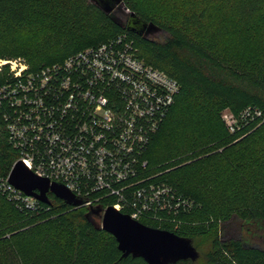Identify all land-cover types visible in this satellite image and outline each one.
<instances>
[{
  "label": "trees",
  "instance_id": "trees-1",
  "mask_svg": "<svg viewBox=\"0 0 264 264\" xmlns=\"http://www.w3.org/2000/svg\"><path fill=\"white\" fill-rule=\"evenodd\" d=\"M120 1L161 38L122 28L91 0H0V58L23 57L35 70L118 34L132 37L139 58L180 85L145 153L148 174L196 204L177 228L150 225L189 239L198 253L169 264H264V120L227 140L210 113L250 105L264 114V0ZM214 12L238 27L236 48L210 28L219 27ZM15 159L0 113V176ZM48 200L24 213L0 196V264H147L87 221L89 208L52 193Z\"/></svg>",
  "mask_w": 264,
  "mask_h": 264
},
{
  "label": "built area",
  "instance_id": "built-area-1",
  "mask_svg": "<svg viewBox=\"0 0 264 264\" xmlns=\"http://www.w3.org/2000/svg\"><path fill=\"white\" fill-rule=\"evenodd\" d=\"M179 92L177 80L139 58L126 33L35 70L23 57L0 59V113L16 152L12 165L20 161L62 184L81 206H111L145 225L177 228L196 204L148 174L145 153ZM220 119L235 134L258 126L264 114L249 105L224 108ZM0 196L24 213L40 209L8 174L0 176Z\"/></svg>",
  "mask_w": 264,
  "mask_h": 264
},
{
  "label": "water",
  "instance_id": "water-1",
  "mask_svg": "<svg viewBox=\"0 0 264 264\" xmlns=\"http://www.w3.org/2000/svg\"><path fill=\"white\" fill-rule=\"evenodd\" d=\"M91 1L105 12H109L119 26L143 35L145 38L148 37L144 30L148 31L155 28L151 24H146L137 19L134 13L130 12L120 0ZM115 7L116 9L111 11ZM121 14L124 18L121 17ZM8 181L26 195L43 203L49 202L48 193H52L73 207H79L83 204L82 199L74 196L62 184L49 182L48 179L36 176L20 161H16L12 165L8 173ZM96 216L100 220L96 219ZM86 219L95 228L110 233L124 256L131 254L134 257H141L147 264H169L180 259L194 260L198 256L189 239L180 237L169 230L145 225L111 206L104 210L99 207H90L86 212Z\"/></svg>",
  "mask_w": 264,
  "mask_h": 264
},
{
  "label": "rangeland",
  "instance_id": "rangeland-1",
  "mask_svg": "<svg viewBox=\"0 0 264 264\" xmlns=\"http://www.w3.org/2000/svg\"><path fill=\"white\" fill-rule=\"evenodd\" d=\"M115 9H116V7L111 9V11H114ZM121 17L124 18L123 14H121ZM212 22H214L216 24H219V27H210V28H213L214 30H216V28H218V30L219 29L224 30L225 34H226V37H227V40H228L229 47L236 48L238 46V43H237L238 39L240 38V31H239L238 27L236 26V24L231 20V18L229 16H227V15H221V14H219L217 12H214L213 13ZM144 33L146 34V36L148 38L156 39V40L160 39L161 36L163 35V33L160 30L155 29V28L154 29H150L148 31H146V29H145ZM17 57H19V56H17ZM0 59H4V58H0ZM220 75L222 76V74H220ZM230 80H232V79H230ZM222 110H223L222 107H215L212 111H210V113L212 115L211 116L212 120L215 123L216 133L218 135L221 134L223 139H227V140L236 139L235 137L229 136L230 133L228 132V130L226 128H225L226 129L225 130L221 126V124L219 123V118L218 117L220 116V113H221ZM174 115L175 114L173 112L172 116H174ZM181 218H182V216H181Z\"/></svg>",
  "mask_w": 264,
  "mask_h": 264
}]
</instances>
